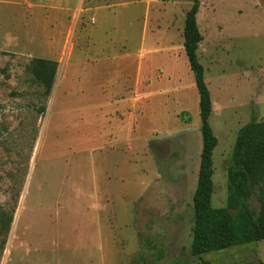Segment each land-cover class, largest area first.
Segmentation results:
<instances>
[{"label":"rangeland","instance_id":"374dc122","mask_svg":"<svg viewBox=\"0 0 264 264\" xmlns=\"http://www.w3.org/2000/svg\"><path fill=\"white\" fill-rule=\"evenodd\" d=\"M5 1L20 34L0 47V206L14 212L0 264H263L264 241L191 254L202 152L184 51L192 0ZM199 1L220 209L238 132L264 122V0ZM34 60L57 64L48 97Z\"/></svg>","mask_w":264,"mask_h":264},{"label":"trees","instance_id":"16d2710c","mask_svg":"<svg viewBox=\"0 0 264 264\" xmlns=\"http://www.w3.org/2000/svg\"><path fill=\"white\" fill-rule=\"evenodd\" d=\"M192 2L184 27V51L199 95L202 152L193 198L195 223L191 254L201 258L264 241V122H252L238 132L228 167L227 205L214 208L213 156L218 140L209 123L213 109L211 95L197 54L202 42L197 24L200 1ZM56 68V63L44 60H34L31 64L30 71L44 85L47 97L53 89ZM253 199L259 203L258 210L252 208ZM13 214L0 206V235L7 236L10 232ZM4 246L5 241L1 244L2 250Z\"/></svg>","mask_w":264,"mask_h":264},{"label":"crops","instance_id":"0c3cea01","mask_svg":"<svg viewBox=\"0 0 264 264\" xmlns=\"http://www.w3.org/2000/svg\"><path fill=\"white\" fill-rule=\"evenodd\" d=\"M8 3H9L8 1L0 0V47H8L11 44H14L16 42L15 37L17 36V34L18 35L20 34L19 31L16 32L15 34V32H13V30L11 29L12 28L11 25H13L12 22L16 21L19 17L15 15V13L13 12V8L10 7ZM148 51L144 50L143 52L146 53ZM140 53H141V50L139 51V54ZM139 75H140L139 76V80H140L141 71Z\"/></svg>","mask_w":264,"mask_h":264}]
</instances>
